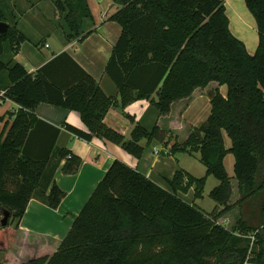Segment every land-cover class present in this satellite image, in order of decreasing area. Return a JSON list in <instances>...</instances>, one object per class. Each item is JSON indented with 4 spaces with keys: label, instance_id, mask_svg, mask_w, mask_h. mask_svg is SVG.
<instances>
[{
    "label": "trees",
    "instance_id": "obj_1",
    "mask_svg": "<svg viewBox=\"0 0 264 264\" xmlns=\"http://www.w3.org/2000/svg\"><path fill=\"white\" fill-rule=\"evenodd\" d=\"M116 1L123 7L110 20L123 31L107 74L123 107L147 100L159 115H169L174 103L218 85L208 91L212 109L207 121L184 144L171 147L173 155L199 153L206 175L196 178L178 170L162 187L115 160L63 241L22 232L20 223L34 197L53 210L66 198L54 181L61 163L66 161L63 172L68 175L82 163L68 150H56L60 130L36 116L39 105L78 112L90 134L68 127L70 131L88 141L94 136L110 141L139 160L145 152L141 142H162L167 132L137 124L127 139L104 123L115 102L92 77L62 90L13 60L4 63L6 46L14 49L18 36L9 26L0 35V76L8 72L4 99L20 109L0 134V215L9 211L18 224L0 225V253L21 255L18 264H245L251 251V261L264 264V0H245L259 34L255 54L232 33L225 0ZM66 5V37H80L91 18L88 1ZM0 22L8 24L1 9ZM50 136L48 147L37 150L36 144ZM229 154L235 158L233 179L238 182L234 204L233 179L225 166ZM210 176L219 182L209 195L215 215L195 203L204 198ZM191 190L194 202L182 197ZM237 208L234 230L218 223Z\"/></svg>",
    "mask_w": 264,
    "mask_h": 264
},
{
    "label": "crops",
    "instance_id": "obj_2",
    "mask_svg": "<svg viewBox=\"0 0 264 264\" xmlns=\"http://www.w3.org/2000/svg\"><path fill=\"white\" fill-rule=\"evenodd\" d=\"M16 1H12V3L15 2L12 10L7 9L8 5H4L3 0L0 1V9L6 19L9 20L8 15L11 14V25L9 24V26L15 28L18 33L14 49L11 45L6 46V52L1 58L4 63L13 60L22 65L29 74L34 77L41 75L47 77L62 90L73 86L86 75L92 77L100 85L102 91L108 97L113 98L115 102V106L107 113L104 123L127 139L131 137L137 124L150 130L157 125L162 131L167 132L162 142L154 141L148 144L146 140H143L141 145L145 148V152L142 159L139 160L110 141L97 136L88 141L70 131L68 127L90 134L89 128L78 112L47 103L39 105L35 113L36 116L41 121L60 130L56 141V150H68L80 158L82 163L74 175L65 174L63 168L66 161L61 163L54 181L66 193V198L57 210H53L34 197L20 223V230L30 236L51 237L61 242L68 236L75 217L83 211L115 160L122 161L130 168L165 187L162 182H166V179L171 180L179 170L174 168L175 160L178 161L176 159L178 155H173L170 151L171 147L176 142L184 144L190 133L189 129L198 127L195 124L196 121L190 118L193 110L197 116L200 114L201 117L204 103L200 105L199 102H206L211 113L212 105H210L211 101L207 94L212 87L218 85L213 83L205 90L198 89L190 98L174 103L169 115H159L147 100H138L123 107L119 89L107 74V67L123 31L122 27L117 22L111 21L110 18L122 9V5L116 0H100L96 5L92 4V0H87L91 18L85 20L83 34L80 37L72 35V38L67 39L66 32L63 31L60 12L56 11L53 0L48 2L41 0L35 3L36 5L32 4L27 7L24 3L18 5ZM225 2L232 33L244 42L251 54H255L259 46V34L256 20L247 8L245 0H225ZM47 4L52 6L50 9L52 11L41 14L38 7ZM12 11H17L18 15H14ZM52 18L54 22H52ZM58 21L59 24H57ZM65 22L68 23L67 19ZM83 35H87V37L80 41ZM9 86L8 72H4L0 76V96L6 94ZM226 95L224 96L226 97ZM7 103L13 106L10 114L15 118L20 106L8 98L0 100V105ZM210 113L202 123L207 121ZM3 132L1 131L0 134ZM175 132L179 134V137L172 136ZM181 133H186L183 139ZM52 138L50 136V138L38 142L37 150L41 151L40 148H47L48 141ZM169 153L171 154L169 155ZM228 162L234 168L235 160H228ZM200 200H196L195 203L197 204V201ZM29 214L32 215L33 222L37 219L39 225L30 227L25 224Z\"/></svg>",
    "mask_w": 264,
    "mask_h": 264
},
{
    "label": "rangeland",
    "instance_id": "obj_3",
    "mask_svg": "<svg viewBox=\"0 0 264 264\" xmlns=\"http://www.w3.org/2000/svg\"><path fill=\"white\" fill-rule=\"evenodd\" d=\"M12 1L13 0H3V2L5 3L4 5H8L7 6V9L8 10H12L14 8L13 6L15 5L14 4L15 2L12 3ZM40 1L41 0H27V1L26 0H17L16 3H18V5H20L21 3H24L25 4V7H27V6H30L32 4L34 6V5H36L35 3L40 2ZM44 1L48 2V1H51V0H44ZM98 1H100V0H92V4H95L96 5L98 3ZM67 2H73V0H53L54 7L56 8V11L58 10L60 12V15H61L60 17L62 19L63 31H64V33L66 32V34L67 33L69 34L70 31H66V28L68 29V26H67V24L65 22V17H66V15H68V10H67V5H66ZM26 3H28V4H26ZM59 6H60V8H59ZM243 6H244V4H243ZM51 7L49 6V4H47L45 6L38 7V10L41 12V14L43 12L50 13L52 11V10H50ZM62 7H64V10L62 9ZM13 13H14V15H18V12L17 11H15ZM10 17H11V14L8 15V18H9V20L7 19L8 24H10V21H11ZM50 17H52V15H50ZM52 22H54L53 21V18H52ZM57 24H59V21H58ZM48 41L51 42V40H48ZM52 42H53V40H52ZM226 89H227L226 87H222L221 92H222L223 95H226L227 94ZM207 97H208V94H207ZM201 102H199L200 105L204 103V105L202 106V109H201V117H200V114L197 116L195 110H193L192 113H191V118H190V119H194V121H196L195 124L198 126V128L201 126V124H203L202 123L203 119H205V117H207L208 113H210L209 112V106H208V104H205L206 102H204V101H201ZM12 107L13 106H11V104H9V103H7L5 105H0V132L1 131H4V129L6 128V124L8 122L10 124L13 122V119L14 118L10 114V112L12 111L11 110ZM210 115H211V113H210ZM196 128L197 127H195V128L194 127H191L189 129V132L191 133ZM190 133H189V135H190ZM185 134L186 133H181V138L182 139L185 137L184 136ZM174 135H176V136L179 137V134L177 132H175V133L172 134V136H174ZM189 135H188V137H189ZM224 139H225L226 147L227 148H231L232 142H231V140L229 139V137L227 136L226 133L224 134ZM170 154L171 153H169V155ZM177 155L178 156L176 157V159H178V161L175 160V166H174V168L176 170L177 169H179V170H183L184 169L189 174H191L192 176H194L196 178L205 177L206 170L207 169L201 163L200 154L199 153H195L193 156L188 155V154H177ZM228 160H235L234 159V156L232 154H229L228 157L226 158V168H227V171L229 173V176L230 177L232 176V178H233V176L235 175L234 174V168L230 166V163L228 162ZM232 183H233L234 193H233V196H232V199H231L230 202H231V204H234L235 202H237L239 200L238 182L235 179H233ZM162 184L165 187H167V184H166L165 181L162 182ZM218 185H219L218 180L215 179L214 177L210 176L208 178V180H207V184H206V187H205L204 198L201 199L200 201H197L198 202L197 203V206L202 211H204L205 213L210 214V215H213V214L215 215L217 211H215V209H214V208H216V203L212 199H210L209 195H210L211 191L215 187H217ZM182 197L186 201H188V202H194V190H191L189 192V194L183 195ZM220 210L221 209H219V211ZM239 217H240L239 216V209L237 208L234 211H232V212L224 215L222 218H220L218 220V223L224 225L229 230H234V228H236V225H237V223L239 221ZM3 219H4V214L3 215H0V225H2V220ZM11 219L12 218L10 216L8 224L13 222L12 223V226L15 227L18 223H17V221H13ZM25 224L26 225H30V227H35L36 225H39L37 219H36L35 222H33L32 215L31 214H29V216L25 220ZM7 254L0 253V261L2 262V264H18L21 261L20 260L22 258L21 255H19V254L7 255Z\"/></svg>",
    "mask_w": 264,
    "mask_h": 264
},
{
    "label": "water",
    "instance_id": "obj_4",
    "mask_svg": "<svg viewBox=\"0 0 264 264\" xmlns=\"http://www.w3.org/2000/svg\"><path fill=\"white\" fill-rule=\"evenodd\" d=\"M9 30V25L4 22H0V35L6 34ZM11 213L9 211L4 212V219L2 220V226L7 227Z\"/></svg>",
    "mask_w": 264,
    "mask_h": 264
},
{
    "label": "built area",
    "instance_id": "obj_5",
    "mask_svg": "<svg viewBox=\"0 0 264 264\" xmlns=\"http://www.w3.org/2000/svg\"><path fill=\"white\" fill-rule=\"evenodd\" d=\"M4 96H5V94H2L1 96H0V100L1 101H3L4 100ZM251 239H252V245H253V243L255 242V235L254 236H251L250 237ZM252 252L250 251L249 252V254H248V257H247V259H246V262H245V264H254L251 260H252Z\"/></svg>",
    "mask_w": 264,
    "mask_h": 264
}]
</instances>
